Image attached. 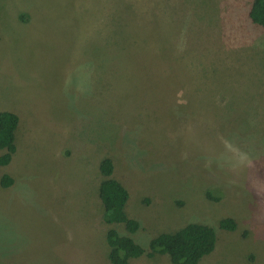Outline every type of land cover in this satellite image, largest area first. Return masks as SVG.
Masks as SVG:
<instances>
[{
	"label": "rangeland",
	"instance_id": "rangeland-1",
	"mask_svg": "<svg viewBox=\"0 0 264 264\" xmlns=\"http://www.w3.org/2000/svg\"><path fill=\"white\" fill-rule=\"evenodd\" d=\"M254 0H0V264H111L99 165L148 247L216 229L199 264H264V29ZM3 154L0 151V156ZM231 217L235 231L220 229ZM131 264H173L167 255Z\"/></svg>",
	"mask_w": 264,
	"mask_h": 264
},
{
	"label": "trees",
	"instance_id": "trees-1",
	"mask_svg": "<svg viewBox=\"0 0 264 264\" xmlns=\"http://www.w3.org/2000/svg\"><path fill=\"white\" fill-rule=\"evenodd\" d=\"M249 18L253 24L264 29V0H254ZM21 123L20 116L11 111L0 112V167L8 166L17 152L16 131ZM103 180L99 186V197L103 205V221L108 225H122L129 235L121 234L116 229H109L106 242L110 248L111 264H131V260L156 254L167 255L173 264H199L202 259L212 254L217 246L216 229L207 224H190L175 233H163L151 240L148 247H143L131 236L137 233L141 224L127 215L126 209L130 193L126 187L114 178L115 166L110 158H105L99 165ZM0 184L8 188L14 184L9 175L0 174ZM219 227L225 231H235L236 221L227 217L220 221Z\"/></svg>",
	"mask_w": 264,
	"mask_h": 264
}]
</instances>
